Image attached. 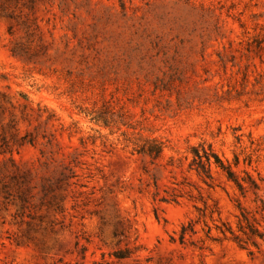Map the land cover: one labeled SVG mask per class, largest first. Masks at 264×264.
<instances>
[{
    "label": "rangeland",
    "instance_id": "obj_1",
    "mask_svg": "<svg viewBox=\"0 0 264 264\" xmlns=\"http://www.w3.org/2000/svg\"><path fill=\"white\" fill-rule=\"evenodd\" d=\"M198 146L264 199V0H0V264H264Z\"/></svg>",
    "mask_w": 264,
    "mask_h": 264
},
{
    "label": "trees",
    "instance_id": "obj_2",
    "mask_svg": "<svg viewBox=\"0 0 264 264\" xmlns=\"http://www.w3.org/2000/svg\"><path fill=\"white\" fill-rule=\"evenodd\" d=\"M162 150V144L155 139H151L145 140L142 145H138L136 152L157 158ZM190 153L192 154L190 167L204 182L206 179H211V166L214 165L242 198H245L249 193L253 196L252 203L254 207L250 211L242 207L238 200L236 201L238 214L235 216L234 228L222 224V227H217L216 230L224 239L232 241L241 249L248 251L249 247L257 250L264 247V199L258 195V192H260L259 184L247 173H244V177H239L232 167L228 163H224L210 147H192ZM235 166H237V163H235ZM188 226L190 228V224ZM186 230L185 227L181 228L180 241L183 240ZM248 253L249 255L252 254L251 251H248Z\"/></svg>",
    "mask_w": 264,
    "mask_h": 264
}]
</instances>
